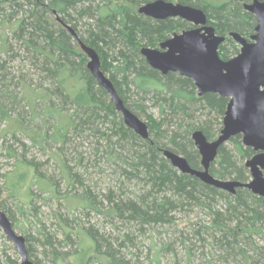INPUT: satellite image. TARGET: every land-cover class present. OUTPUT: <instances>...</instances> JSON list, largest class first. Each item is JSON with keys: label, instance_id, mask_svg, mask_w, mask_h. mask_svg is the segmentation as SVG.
<instances>
[{"label": "trees", "instance_id": "16d2710c", "mask_svg": "<svg viewBox=\"0 0 264 264\" xmlns=\"http://www.w3.org/2000/svg\"><path fill=\"white\" fill-rule=\"evenodd\" d=\"M147 2L0 0V13H3V7L9 11L6 21L1 20V25L9 23V34L21 44L19 51L28 55L39 83H46L44 86H34L26 75H20L17 78L19 81L13 84L15 77L6 73L0 61V123L3 122L5 128L9 125L3 132L11 133L13 138L16 132H20L29 145L43 151L52 146L49 157L61 179L67 187L81 188L74 208L81 207L85 211L103 214L112 225L114 219H118L126 226L137 227L138 233H144L147 228L160 235L159 232L166 230L165 225L174 222L172 214L175 211H187L189 206L204 207L211 216L208 224L211 228L201 229H205L204 232L210 230V234H206L213 242L210 245L220 253L219 258L238 261V264H264V249L250 239V233L257 227H264L262 200L247 189H236L235 194L231 195L203 184L195 177L180 174L162 155L163 150H168L186 159L191 168L199 169L198 154L193 149L190 135L198 130L208 141H213L221 130L228 100L215 94L198 97L191 80L175 73L162 76L148 67L139 53L141 47L159 46L173 34L189 30L192 26L180 19L156 21L138 14L135 7ZM179 3L203 11L215 33L225 37L218 49L222 60L231 58L226 46L232 47V55L239 51L228 37L230 33L248 39L254 32L255 18L240 3L203 2V6L192 5L186 0ZM60 22L70 24L81 40L101 58V71L109 75L117 95L129 111L134 108L144 114L140 104L130 101L131 92L141 104L146 100L152 102L161 120L156 122L151 115L146 116L147 140L141 139L122 123L119 113L108 100V94L85 69L84 54L78 46H71L72 38ZM77 26L87 35L78 31ZM0 51L13 53L4 28H0ZM108 51L114 56L112 63L108 61ZM17 84L23 89L21 97L15 93ZM23 100L28 120L22 113L12 116L8 110L10 107L11 111H15L14 107L17 109ZM33 123L36 125L33 126ZM85 133L90 134L89 138H96L91 144L93 158L113 163L117 167L114 173L118 178L126 182L134 181L140 187L129 193L120 188L119 195L108 192L104 196L106 210L77 172L78 168H87L84 163L86 158L74 150V168L63 151L70 134L83 137ZM8 155L18 161L15 169L8 174L6 188L11 196H23V203L29 211L34 208L32 187L36 192L45 194L46 199H62L54 176H45L40 167L18 158L16 150H8ZM253 155L254 152L244 147L237 135L219 148L209 172L219 180L246 183L244 162ZM20 190L24 191L22 196L18 194ZM217 201L221 203L220 208L216 206ZM75 221V217L67 219L59 215L56 217L58 234L51 236L39 231L44 245L50 249L52 264H65L63 260L71 257L75 258V264H88L93 257L98 264H144L133 262L132 255H127L123 250L134 246L133 236L125 234L122 240L115 238L113 242L117 246L114 248L113 238L100 237L91 228L75 225ZM192 235L197 237L199 243L206 244L208 241L195 229H192ZM193 236L184 238L183 234L178 233L175 244L153 243L150 251L154 253L148 264H160L164 254L175 245L181 247L183 258L189 263L194 255L191 245ZM24 240L26 244L27 240ZM74 243L78 246L72 254L60 250V247L65 250L67 245L75 246ZM26 251L30 259L29 248ZM172 252L175 258L176 252ZM10 264L18 262L13 260Z\"/></svg>", "mask_w": 264, "mask_h": 264}, {"label": "water", "instance_id": "95a60500", "mask_svg": "<svg viewBox=\"0 0 264 264\" xmlns=\"http://www.w3.org/2000/svg\"><path fill=\"white\" fill-rule=\"evenodd\" d=\"M234 1L241 3L256 22L254 32L248 39L237 33L229 34L228 37L239 46L235 57L228 60L220 58L218 49L225 37L218 36L214 28L208 25L203 11L163 0L144 4L138 7L137 13L156 21L177 18L193 27L173 34L171 38L161 42L158 49L141 47L139 53L148 67L162 76L175 73L191 80L198 97L215 94L228 100L221 130L213 141H208L198 130L190 135L199 155V169L191 168L186 159L168 150L162 151L163 157L180 174L195 177L203 184L231 195L235 194L236 189H247L260 198L264 205V0ZM57 21H60L59 18ZM67 29L88 57V72L108 94L115 111L121 115L123 124L141 139L147 140V125L125 107L113 84L101 71L97 53L85 46L71 29ZM237 135L240 136L242 145L254 152L244 162L250 177L246 183L219 180L209 172L219 148ZM0 229L13 244L20 264H33L27 257L24 238L13 231L1 209Z\"/></svg>", "mask_w": 264, "mask_h": 264}, {"label": "rangeland", "instance_id": "374dc122", "mask_svg": "<svg viewBox=\"0 0 264 264\" xmlns=\"http://www.w3.org/2000/svg\"><path fill=\"white\" fill-rule=\"evenodd\" d=\"M113 2L117 0H111ZM154 0H148V2H152ZM165 2H169L172 4L179 3L180 0H163ZM190 4L200 5L203 6V2L210 3V4H218V3H228L230 1L235 2L234 0H186ZM240 5H242L240 3ZM136 6L135 8H138ZM192 7V6H191ZM194 8H196L194 6ZM9 11L7 8L3 7V13H0V28L6 29L7 33V42L12 45V52L9 54L2 53L0 51V61L4 65V69L6 73H9L10 77H15L12 80V83H16L17 80L19 81L18 76L26 75L29 79L32 80V84L34 86L42 85L43 82L39 83V79L37 78V73L35 70L30 66L29 57L26 54H23L19 51L20 43L16 41L14 36L9 34L8 27L9 23L1 25V20L6 21L7 14ZM63 29L69 33L67 27L71 29L78 39L87 46L79 37V34L73 30L70 24L63 23L61 24ZM209 26H211L208 23ZM193 27V26H192ZM191 27V28H192ZM78 31L83 34L82 29L77 26ZM85 29V28H84ZM85 35V34H83ZM87 35V34H86ZM85 35V36H86ZM72 42L70 43L71 46H78V43L74 40L71 36ZM88 48H91L87 46ZM101 47V46H100ZM238 49L239 46L237 45ZM153 49H158V46L151 47ZM92 49V48H91ZM105 49V47L103 48ZM226 50L230 52L231 58L235 57L236 55L233 54L232 47L230 45L226 46ZM80 51H82L80 49ZM106 51V50H103ZM85 56L84 60V67L86 68L88 57L82 51ZM109 56V62H113V55L111 53L106 52ZM21 57V58H18ZM99 57V56H98ZM18 58V59H17ZM230 58V59H231ZM101 58L99 57V60ZM88 71V70H87ZM35 73V75H34ZM105 74V73H104ZM25 76V77H26ZM105 76L109 79V75L105 74ZM28 84V82H26ZM19 84V83H18ZM17 84V86H18ZM46 83L43 84V86ZM15 93H17L18 97L23 95V89L21 85L15 88ZM196 92V89H195ZM130 93V92H129ZM109 97V96H108ZM130 101H134L137 104H140L141 107L144 109V114L135 110L134 108L130 109V111L139 118L143 123L147 125L148 119L146 116L151 115L156 122H160V118L158 115V111L155 107L149 102L148 100L145 103L141 104L137 97H135L132 92L130 93ZM110 102V99H108ZM138 101V102H137ZM11 106V105H10ZM12 116H16L18 113H22L25 117V120H28L29 115L28 111L25 108V101H21L19 105L14 107L15 111H11L12 109L9 107L8 109ZM120 118L121 115L119 114ZM122 120V118H121ZM123 123V122H122ZM35 126L36 124H32ZM9 125L6 127L8 128ZM164 127V126H163ZM4 123H0V209L7 217L8 221L11 224L13 231L17 234L22 236L24 239L27 240L25 247L29 248L30 250V261L33 264H52L51 263V256L49 255L50 249L44 245L42 235L50 234L51 236L54 234H58L59 231L56 226V217L61 216L67 219H71L72 217L76 218L75 225H79V227H88L96 231L100 237L112 239L113 247L116 248L117 243L113 242L115 238H119L122 240V235L128 234L135 238L134 246L130 247L129 249H123L127 255L131 254L133 257V262H140L144 264H148V260L152 259L154 251H150L153 249V243H160L161 242H168L175 244L178 240V233L183 234V237L190 238L192 237V229L199 231L203 236V238H207L206 244H202L197 242V237L193 236L192 240V249L194 251L193 258L186 262L183 258L182 249L180 246L175 245L172 246L170 251L164 254L162 257L160 264H238L239 262L228 260L224 261L223 259L219 258L218 255L220 254L217 252L218 250L210 245L212 240L208 237L207 234H210V230L208 232H204L205 229H210L209 223L211 220V216L209 215L208 211L204 207L200 206H189L187 211H175L173 215V223L165 225L166 230H162L160 235L157 234L155 231L151 232L149 230H145L144 233H138L136 231L137 227H132L131 225L126 226L125 224L118 221V219H114L113 226L108 218L103 214H97L93 211H85L82 210L81 207H75V200L77 196L81 194V188L74 186L73 188L67 187L64 180L61 179L60 174L58 173L57 167L52 162L53 160L49 157V150H52L51 147H48L46 151L39 149L37 146L29 145V141L24 138V136L20 132L15 133V138L9 132H3L6 129ZM88 135V136H87ZM86 136V137H85ZM85 136H75L72 134L69 135V141L66 145H64L63 151L65 152V156L70 162V164L75 168L76 163L73 160V152L74 150L83 154V157L86 161L84 163L87 164V168L80 169L78 168V173L82 175L83 180H86L85 183L91 192V194L96 198L97 202L103 204V209L106 210V202L104 196L107 195L108 192H113L115 195H119V189L123 192L129 193L130 191H137L140 189L135 185V182H126V180L122 178H118L114 173L117 169L116 165L111 162H107L104 159H95L93 158V147L91 148V144L93 142L94 137L90 134L85 133ZM214 139V138H212ZM210 139V140H212ZM191 140V139H190ZM101 144V140L99 141ZM192 142V141H191ZM22 144L24 146H22ZM193 146V143H192ZM230 147V146H228ZM194 151L195 148L193 146ZM8 150H16L18 158H22L25 161L30 163H34L37 167L41 168V173L45 176H54L57 180L58 187V194L62 195V199L54 200V199H46L45 194H41L36 192L35 187H32V191L34 193V200L32 201L33 210L29 211L27 207L23 203V196L22 194L24 191H18L22 197H15L10 195V191L6 188V181H8V174L15 169L17 166L18 159L10 158L8 155ZM197 153V151H196ZM198 154V153H197ZM22 156V157H20ZM199 159V155H198ZM52 160V161H51ZM199 161V160H198ZM96 162V164H95ZM93 165H97L94 167ZM200 166V164H199ZM247 180L250 179L248 171H247ZM231 180V179H226ZM129 191V192H128ZM67 193V194H65ZM17 195V194H16ZM263 204V203H262ZM221 203L216 202L217 208H220ZM74 209V210H71ZM74 215V216H73ZM131 227V229H128ZM205 227V229H201ZM163 228V229H164ZM135 229V230H133ZM258 229V230H257ZM133 231V232H132ZM207 233V234H206ZM250 239L253 243L262 247L264 249V227H257L254 232L250 233ZM159 235V236H158ZM177 240V241H176ZM75 241V240H74ZM213 243V242H212ZM74 245H67V248L60 250L63 252L72 254L77 248L78 244L74 243ZM173 249V250H172ZM45 251V252H43ZM176 252V256L174 258V252ZM137 258V259H136ZM16 260L18 264H20V260L18 255L15 252L14 246L11 242H9L3 232L0 229V264H10L11 261ZM75 258L71 257L68 260H63L65 264H75ZM88 264H98L96 258H92Z\"/></svg>", "mask_w": 264, "mask_h": 264}, {"label": "flooded vegetation", "instance_id": "af4514ba", "mask_svg": "<svg viewBox=\"0 0 264 264\" xmlns=\"http://www.w3.org/2000/svg\"><path fill=\"white\" fill-rule=\"evenodd\" d=\"M154 1H155V0H154ZM152 2H153V1H152ZM147 3H149V2H147ZM237 3H238V2H237ZM179 4H180V3H179ZM143 5H144V4H143ZM141 6H142V5H141ZM139 7H140V6H139ZM137 9H138V8H137ZM150 19H151V18H150ZM176 19H177V18H176ZM152 20H153V19H152ZM188 24H189V23H188ZM189 25H191V24H189ZM191 26H192V25H191ZM175 34H176V33H175ZM172 36H173V35H172ZM172 36H171V37H172ZM171 37H170V38H171ZM168 39H169V38H168ZM158 47H159V46H158ZM148 48H151V47H148ZM263 175H264V172H263Z\"/></svg>", "mask_w": 264, "mask_h": 264}]
</instances>
